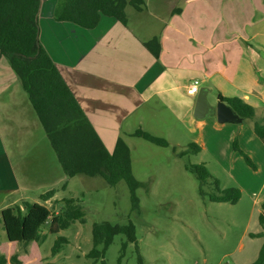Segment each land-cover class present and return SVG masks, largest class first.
I'll return each instance as SVG.
<instances>
[{
	"label": "crops",
	"instance_id": "obj_1",
	"mask_svg": "<svg viewBox=\"0 0 264 264\" xmlns=\"http://www.w3.org/2000/svg\"><path fill=\"white\" fill-rule=\"evenodd\" d=\"M58 2L41 0L40 40L109 151L120 137L126 142L124 122L156 134L161 116L166 126L174 121L195 131L211 125L225 150L239 138L242 149L264 165V143L254 121H220L216 109L219 94L238 96L254 107L257 119L264 117V0H146L140 10L128 8L126 23L102 15L93 27L57 20ZM153 39L157 42L150 46ZM194 79L200 91L206 89L209 113L201 118L196 117L200 91L188 92ZM170 83L179 94L165 91ZM211 89L216 103L208 99ZM203 130L195 139L201 149L207 145ZM66 176L19 77L0 53V191L15 195L6 205L28 199L16 197L22 188L32 194L46 183L48 190ZM260 193L264 199V179ZM19 245L0 241V253L9 258Z\"/></svg>",
	"mask_w": 264,
	"mask_h": 264
},
{
	"label": "rangeland",
	"instance_id": "obj_2",
	"mask_svg": "<svg viewBox=\"0 0 264 264\" xmlns=\"http://www.w3.org/2000/svg\"><path fill=\"white\" fill-rule=\"evenodd\" d=\"M208 99L211 103L217 102L215 89L208 93ZM128 122H124L123 135L132 148L133 174L142 182L136 190L138 208L133 207L130 188L124 179L111 185L99 175L66 176V180L56 183L55 193L47 201L42 200L40 194L47 190L54 176L44 180L48 185H37L32 194L22 188L16 197L29 195V202L45 203L52 215L61 211L64 198L76 199L85 213L84 221L76 220L58 233L50 232V223H45L40 231L42 236L46 235L43 242L31 244L29 253L20 248L22 244L16 248L23 264L35 260L51 264H103V261L105 264H252L264 242V236L251 235L262 231L259 215L264 199L257 192L264 179V165L255 161L253 153L242 149L239 138H236L239 148L248 154L255 166L234 147L225 150L223 145L218 146L223 137L211 125L198 126L194 131L189 125L177 127L174 121L166 126L167 120L159 116L156 123L161 131L154 135L168 141L167 146H160L130 134L136 127L134 122L131 126ZM202 129L206 147L180 154L191 143L202 146L195 141L200 138ZM187 164H204L208 168L211 177L205 189L209 195L219 193L217 181L220 193L229 187L239 188L240 199L236 203L219 202L203 196L199 180ZM29 166L34 169L36 164L33 161ZM13 198L15 195L0 191V208ZM17 203L22 204V200ZM1 212L0 209V218ZM106 221L133 225L135 240L127 242L123 249L127 235L117 234L104 256L95 257L90 254L94 246L93 226ZM58 236H66L68 241L53 255L52 247ZM0 241H7L1 221ZM103 247L104 244L98 246ZM2 250L7 251L6 246L3 245Z\"/></svg>",
	"mask_w": 264,
	"mask_h": 264
},
{
	"label": "trees",
	"instance_id": "obj_3",
	"mask_svg": "<svg viewBox=\"0 0 264 264\" xmlns=\"http://www.w3.org/2000/svg\"><path fill=\"white\" fill-rule=\"evenodd\" d=\"M40 6L41 0H0V53L8 59L19 77L66 175L68 177L77 174L99 175L111 185L124 179L130 188L133 207L138 208L139 198L136 190L142 182L133 174L131 149L121 137L112 152L101 140L55 61L40 40L38 21ZM145 6L146 0H59L55 18L72 21L85 27L95 26L102 15L113 16L126 23L129 7L140 10ZM155 42H157L156 39H153L148 44L151 46ZM154 52L158 53L155 49ZM219 99L229 104L242 118L252 119L254 132L264 143V117L257 119L256 111L250 103L238 96L227 97L219 94ZM133 134L160 146L168 145L166 139L141 128ZM234 148L244 155L249 164L255 166L248 154L239 148L237 141L234 142ZM200 150L201 146L194 142L180 154ZM187 168L197 176L199 190L203 196L219 202L236 203L240 199L239 188L229 187L220 193L217 181L215 184L219 193L209 195L205 189L206 181L211 177L208 168L204 164H187ZM54 193L55 189L51 188L40 197L46 201ZM63 200L61 211L53 215L51 209L40 202L32 203L23 200L22 204L16 203L5 207L1 212L0 221L7 240L22 244L25 252L29 253L31 244L38 245L45 240L46 235L42 236L40 233L45 223H50V232L58 233L76 220H85V213L81 205L76 203V199L64 198ZM259 221L262 231L251 233L253 236H264V203ZM120 233L127 235V241L123 244L125 249L127 242L135 240L133 225L124 226L109 221L95 223L94 246L90 254L103 257L115 235ZM67 241L66 236H58L52 247V254L58 253L63 243ZM100 244H104L102 249L98 248ZM8 261L12 264L23 263L19 258V252H14L9 258L0 253V264H6ZM35 261L31 264H51V262L36 263ZM103 264H105L104 261ZM252 264H264V242Z\"/></svg>",
	"mask_w": 264,
	"mask_h": 264
},
{
	"label": "water",
	"instance_id": "obj_4",
	"mask_svg": "<svg viewBox=\"0 0 264 264\" xmlns=\"http://www.w3.org/2000/svg\"><path fill=\"white\" fill-rule=\"evenodd\" d=\"M217 116L220 121H231L242 118L237 112L226 102L219 99L216 105ZM209 113L208 105L206 104V89H202L198 97V106L196 108V117L201 118Z\"/></svg>",
	"mask_w": 264,
	"mask_h": 264
},
{
	"label": "clouds",
	"instance_id": "obj_5",
	"mask_svg": "<svg viewBox=\"0 0 264 264\" xmlns=\"http://www.w3.org/2000/svg\"><path fill=\"white\" fill-rule=\"evenodd\" d=\"M166 92H170V93H177L179 94V87L175 84V83H170L168 88L165 90ZM200 91V83L199 81H196L194 83H192L190 86H189V95L190 96H195V94L197 92ZM186 104H190V101H185Z\"/></svg>",
	"mask_w": 264,
	"mask_h": 264
},
{
	"label": "built area",
	"instance_id": "obj_6",
	"mask_svg": "<svg viewBox=\"0 0 264 264\" xmlns=\"http://www.w3.org/2000/svg\"><path fill=\"white\" fill-rule=\"evenodd\" d=\"M196 81H199V79H194L192 83H194V82H196ZM199 83H200V81H199Z\"/></svg>",
	"mask_w": 264,
	"mask_h": 264
}]
</instances>
